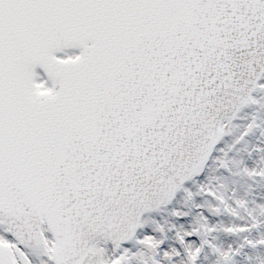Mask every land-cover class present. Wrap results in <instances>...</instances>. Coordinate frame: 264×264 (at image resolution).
<instances>
[{
    "label": "snow or ice",
    "instance_id": "obj_1",
    "mask_svg": "<svg viewBox=\"0 0 264 264\" xmlns=\"http://www.w3.org/2000/svg\"><path fill=\"white\" fill-rule=\"evenodd\" d=\"M0 264H264V0H0Z\"/></svg>",
    "mask_w": 264,
    "mask_h": 264
}]
</instances>
